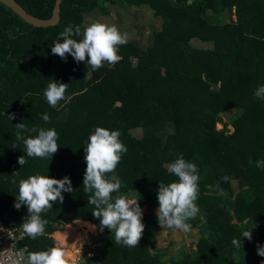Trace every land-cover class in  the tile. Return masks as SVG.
Here are the masks:
<instances>
[{
    "label": "trees",
    "instance_id": "obj_1",
    "mask_svg": "<svg viewBox=\"0 0 264 264\" xmlns=\"http://www.w3.org/2000/svg\"><path fill=\"white\" fill-rule=\"evenodd\" d=\"M16 1L42 20L53 16L56 3ZM141 6L162 19L150 46L120 45L119 62H104L97 70L71 55L63 60L51 53L65 28L80 26L82 32L87 15L97 9ZM223 14L227 22H212V16ZM193 39L211 47L198 48ZM51 80L68 84L65 99L54 108L43 95ZM261 85L264 0H63L60 21L48 27L25 22L0 1V218L10 229L21 228L27 219V207L17 210L14 204L19 181L36 175L26 170L32 161L45 176H67L74 190L41 214L48 221L45 232L23 241L27 253L61 248L57 235L75 222L100 231L82 185L84 147L95 128L104 127L118 130L127 148L115 169L121 188L113 197L135 194L148 214L137 246L117 245L105 228L100 233L107 251L83 264H264L257 254L264 246V167L256 166L264 161V98L254 95ZM45 113L49 122L42 119ZM22 121L29 129L56 130L60 148L52 159L26 155L16 138L15 125ZM136 129L142 137L133 135ZM180 156L198 169L200 214L187 222L200 229L201 239L197 250L163 261L162 251L154 248L155 234L173 229L161 228L153 211L159 207V182L177 179L167 165ZM249 230L251 240L242 236ZM234 238L242 241L239 249L232 245Z\"/></svg>",
    "mask_w": 264,
    "mask_h": 264
},
{
    "label": "clouds",
    "instance_id": "obj_2",
    "mask_svg": "<svg viewBox=\"0 0 264 264\" xmlns=\"http://www.w3.org/2000/svg\"><path fill=\"white\" fill-rule=\"evenodd\" d=\"M191 3V0H189ZM73 35L82 36L79 41L72 38ZM60 38L51 46V53L66 60L67 55L77 62H84L92 70L101 68L104 62L115 64L119 62L118 46L128 42L127 33L121 34L115 26H108L99 21L85 23L83 31L77 26L65 28L60 33ZM62 41V42H61ZM68 84L51 80L43 91L47 103L56 107L59 101L65 99ZM254 95L256 98H264V85L259 86ZM10 120L15 114L8 116ZM42 119L49 122L47 113ZM16 138L23 141L24 150L28 157L51 158L60 148L58 135L53 129H29L23 121L15 125ZM38 133L34 137L23 136L22 133ZM118 130H109L104 127H96L89 135L84 147V161L86 169L83 176V192L89 195L88 204L94 205L91 212L94 218L99 220V229L105 228L114 233V242L117 245L135 247L139 244L145 225L142 222L143 211L139 201L129 199L125 195L113 197V193L119 192L121 180L115 174V169L121 160L123 153L127 152L126 146L119 139ZM24 155L18 158V163L23 167ZM257 167H264V161H257ZM167 170L177 179L169 184L159 182L156 209L158 224L161 228L180 230L189 233L192 225L187 221L197 218L200 209L196 204L199 195V175L197 166L186 161L182 156L176 158L167 165ZM19 172V171H18ZM15 172L13 174H18ZM111 173V176L107 174ZM223 180L227 182L228 176ZM15 182V181H14ZM71 180L66 176L63 179H55L49 175H32L27 179H21L18 184V195L14 207L19 210L21 206L27 207V219L20 227L23 233L35 239L45 232L48 221L41 218V214L52 209L54 203H62L63 193H72ZM221 195H226L223 190ZM203 219V216H200ZM243 238L252 239L251 230L242 233ZM242 241L238 238L232 240V245L239 249ZM257 254L264 257V246H258ZM24 264H67L66 252L59 247H50L46 251L29 252L24 259Z\"/></svg>",
    "mask_w": 264,
    "mask_h": 264
},
{
    "label": "rangeland",
    "instance_id": "obj_3",
    "mask_svg": "<svg viewBox=\"0 0 264 264\" xmlns=\"http://www.w3.org/2000/svg\"><path fill=\"white\" fill-rule=\"evenodd\" d=\"M108 11V12H107ZM107 11L97 9L94 13L87 15V23L99 21L108 26H115L121 34L127 33L129 36L128 42H134L141 47L150 46L153 42V33L159 31L162 27V19L156 17L154 11L148 6L130 7L122 9L118 7H107ZM212 22L215 24H223L228 21V15L223 14L219 16H212ZM192 44L198 48H209L211 44L202 42L199 39H193ZM136 64V60L133 61ZM55 64L56 60H55ZM227 117H224V121ZM219 129H223V124L218 125ZM230 131H233L232 127H228ZM136 138L142 137L143 133L141 129L132 131ZM26 170L33 174H40L36 167L35 162H29L26 166ZM129 199L137 200L135 194H130ZM141 207V206H140ZM143 215L148 214L146 208H141ZM156 215V210L153 211ZM88 228L85 224L74 223L71 228L64 229L57 235V240L61 245L63 251L66 252V261L73 262L80 257L88 256L87 254L97 253L99 256L104 255L107 251L105 245V238L100 231L95 227ZM156 241L154 248L163 253V261H169L171 259H178L183 254L191 253L197 250V244L201 239V231L196 228L189 233H184L180 230H168L165 232L156 233ZM99 244V247L93 249L92 244H88L89 241ZM90 246L92 250L88 247ZM95 250V252H93ZM92 256V257H97Z\"/></svg>",
    "mask_w": 264,
    "mask_h": 264
},
{
    "label": "built area",
    "instance_id": "obj_4",
    "mask_svg": "<svg viewBox=\"0 0 264 264\" xmlns=\"http://www.w3.org/2000/svg\"><path fill=\"white\" fill-rule=\"evenodd\" d=\"M22 228H8L3 220L0 218V264H24V259L27 256V248L23 246V241L27 238ZM88 244H92L97 249L99 244L92 243L90 240ZM91 250L92 248L88 246ZM95 252V250L93 251ZM87 254L88 256L80 257L79 259L67 264H83L86 259L97 256V253Z\"/></svg>",
    "mask_w": 264,
    "mask_h": 264
},
{
    "label": "water",
    "instance_id": "obj_5",
    "mask_svg": "<svg viewBox=\"0 0 264 264\" xmlns=\"http://www.w3.org/2000/svg\"><path fill=\"white\" fill-rule=\"evenodd\" d=\"M10 9L16 12L25 22L37 27H48L60 21L61 4L63 0H56L53 16L48 20L39 19L29 14L16 0H0Z\"/></svg>",
    "mask_w": 264,
    "mask_h": 264
},
{
    "label": "bare ground",
    "instance_id": "obj_6",
    "mask_svg": "<svg viewBox=\"0 0 264 264\" xmlns=\"http://www.w3.org/2000/svg\"><path fill=\"white\" fill-rule=\"evenodd\" d=\"M85 225H86V226H88V228H90V229H92V228H93V226H92V225H90V223H89V224H88V223H85ZM90 229H89V230H90Z\"/></svg>",
    "mask_w": 264,
    "mask_h": 264
},
{
    "label": "crops",
    "instance_id": "obj_7",
    "mask_svg": "<svg viewBox=\"0 0 264 264\" xmlns=\"http://www.w3.org/2000/svg\"><path fill=\"white\" fill-rule=\"evenodd\" d=\"M76 224L80 223V224H85V223H88V222H75ZM89 224V223H88ZM91 225V224H90ZM68 229V228H66Z\"/></svg>",
    "mask_w": 264,
    "mask_h": 264
}]
</instances>
